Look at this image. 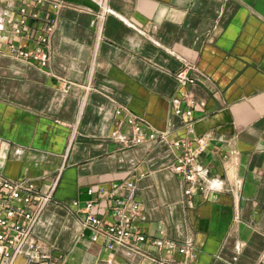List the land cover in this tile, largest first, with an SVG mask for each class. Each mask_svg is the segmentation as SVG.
Listing matches in <instances>:
<instances>
[{"label": "crops", "instance_id": "obj_1", "mask_svg": "<svg viewBox=\"0 0 264 264\" xmlns=\"http://www.w3.org/2000/svg\"><path fill=\"white\" fill-rule=\"evenodd\" d=\"M7 1L0 0V173L53 191L34 229L38 242L73 264H152L151 256L264 264V0H62L48 44L41 37L53 6H34V17L20 10L27 0ZM11 44L48 59L17 56ZM182 69L196 82L180 86ZM181 90L196 100L191 137L208 142L197 156L207 172L197 181L217 179L220 188L187 194L173 169L185 152L173 141L190 136L186 116L174 112ZM127 113L146 123L145 140L130 146L112 135H133ZM154 130L166 139H150ZM100 187L122 197L133 191L134 227L148 240L187 244L197 257L92 241L66 204H85L94 188V212L110 223Z\"/></svg>", "mask_w": 264, "mask_h": 264}, {"label": "built area", "instance_id": "obj_2", "mask_svg": "<svg viewBox=\"0 0 264 264\" xmlns=\"http://www.w3.org/2000/svg\"><path fill=\"white\" fill-rule=\"evenodd\" d=\"M28 4L23 5L20 10L26 16H36L39 13L32 8L44 7L50 3L53 6V14H49L44 29V35L41 41L49 43L50 36L57 22V13L63 8L62 0H27ZM7 4L12 5L8 0ZM26 16L21 19L26 22ZM11 20V19H9ZM21 33L22 28L15 29ZM11 53L17 56H33L43 62L48 59L47 52H34L26 50L16 44L10 45ZM191 69V68H190ZM177 80L180 86H185L196 82V77L191 75L188 69L178 71ZM182 97L175 99L174 112L177 115H185L187 120L188 137H180L173 141L176 147H182L185 152L177 156L173 169L182 173L188 182L185 192L192 194L196 187L199 188H220L222 185L217 179H212L209 186L198 182V176L206 173V169L197 162V156L207 147L208 142L203 137H191L194 134L193 128V104L196 102L195 97L189 91L181 90ZM122 109H117L121 114ZM126 123L129 125L133 135L121 133L119 129L113 130V137L121 144L132 145L143 142L145 136L142 129L146 123L138 116L131 113L126 115ZM166 132L151 131L150 139H166ZM194 140L197 145H194ZM127 186L134 190V183L127 182ZM101 194L109 195L110 210L113 213L114 220L107 223L102 216L94 212L96 202L94 199L95 190L90 188L88 194L90 198L81 205L78 199H73L66 204L67 208L80 215L82 227L90 231L92 241L103 240L104 245L110 250L118 246H128L136 251H144L143 245L148 244L150 247L158 249L178 250L186 253L192 258L197 257L196 251H190L189 245H180L173 239L154 238L148 240L146 234L133 225L137 217L139 208L138 201L134 198L132 191L128 196L122 197L111 193L105 187H100ZM53 200V191L45 192L37 187L36 183L27 178L13 179L0 173V264H73L65 258L63 252H51L40 244L36 238L34 229L40 220V216L50 201ZM152 264H177L171 258H161L151 256Z\"/></svg>", "mask_w": 264, "mask_h": 264}]
</instances>
